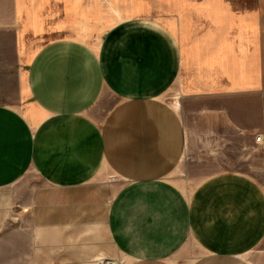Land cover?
Segmentation results:
<instances>
[{
  "label": "crops",
  "instance_id": "1",
  "mask_svg": "<svg viewBox=\"0 0 264 264\" xmlns=\"http://www.w3.org/2000/svg\"><path fill=\"white\" fill-rule=\"evenodd\" d=\"M108 262L264 264V0H0V264Z\"/></svg>",
  "mask_w": 264,
  "mask_h": 264
},
{
  "label": "rangeland",
  "instance_id": "2",
  "mask_svg": "<svg viewBox=\"0 0 264 264\" xmlns=\"http://www.w3.org/2000/svg\"><path fill=\"white\" fill-rule=\"evenodd\" d=\"M194 123L190 128L187 150L183 154L181 164L170 174L174 182L190 191L200 180L219 171L243 172L256 178L261 176L263 152H252L251 148L249 152H229L225 148L226 142L223 141L225 136L218 134L208 140L206 132L199 129L196 122ZM255 137L256 135L254 139ZM24 181L30 186L38 183V179L32 173L26 174ZM111 249L112 247L108 246L107 250L114 255Z\"/></svg>",
  "mask_w": 264,
  "mask_h": 264
},
{
  "label": "built area",
  "instance_id": "3",
  "mask_svg": "<svg viewBox=\"0 0 264 264\" xmlns=\"http://www.w3.org/2000/svg\"><path fill=\"white\" fill-rule=\"evenodd\" d=\"M259 138H261V137H260V136H258V137L256 136V137H255V139H254V140H255V142H256V143H258V142L260 141V139H259Z\"/></svg>",
  "mask_w": 264,
  "mask_h": 264
},
{
  "label": "water",
  "instance_id": "4",
  "mask_svg": "<svg viewBox=\"0 0 264 264\" xmlns=\"http://www.w3.org/2000/svg\"><path fill=\"white\" fill-rule=\"evenodd\" d=\"M107 264H114V263L108 262Z\"/></svg>",
  "mask_w": 264,
  "mask_h": 264
}]
</instances>
